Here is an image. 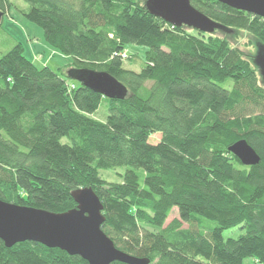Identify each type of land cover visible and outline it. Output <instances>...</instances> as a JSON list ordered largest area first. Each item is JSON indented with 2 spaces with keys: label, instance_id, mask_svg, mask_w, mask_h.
<instances>
[{
  "label": "trees",
  "instance_id": "obj_1",
  "mask_svg": "<svg viewBox=\"0 0 264 264\" xmlns=\"http://www.w3.org/2000/svg\"><path fill=\"white\" fill-rule=\"evenodd\" d=\"M22 1L24 17L72 64L65 73L41 66L6 34L0 199L60 213L77 207L73 190L91 187L104 205L103 232L126 253L151 264H264V81L253 59L216 32L169 24L146 0ZM190 2L230 33L237 25L264 44V18L217 0ZM13 3L0 0V27ZM129 44L147 48L140 72L125 67L136 60L125 53ZM76 68L109 72L129 94L96 93L69 77ZM103 103L108 115L99 119ZM155 133L161 138L151 143ZM241 139L259 164L247 166L229 151ZM123 167L121 181L101 175ZM174 209L178 217L167 224ZM234 227L245 233L224 238ZM0 264L89 262L42 243L7 247L0 239Z\"/></svg>",
  "mask_w": 264,
  "mask_h": 264
},
{
  "label": "water",
  "instance_id": "obj_2",
  "mask_svg": "<svg viewBox=\"0 0 264 264\" xmlns=\"http://www.w3.org/2000/svg\"><path fill=\"white\" fill-rule=\"evenodd\" d=\"M233 9L247 11L264 18V0H217ZM151 14L163 18L177 27L183 25L202 33L214 34L217 30L230 33L232 29L201 13L190 0H146ZM3 13L0 12V23ZM264 81V44H259L253 60ZM69 77L88 86L107 98L124 99L129 94L122 81L106 71L70 69ZM241 162L253 166L261 162L258 152L245 139L229 148ZM77 207L55 213L31 206L5 202L0 199V239L7 247L18 242L34 241L45 246L60 248L70 255H80L89 264H151L150 259L120 250L102 230L106 219L104 205L91 187L73 190Z\"/></svg>",
  "mask_w": 264,
  "mask_h": 264
},
{
  "label": "rangeland",
  "instance_id": "obj_3",
  "mask_svg": "<svg viewBox=\"0 0 264 264\" xmlns=\"http://www.w3.org/2000/svg\"><path fill=\"white\" fill-rule=\"evenodd\" d=\"M13 2V0H12ZM27 4L22 0H14L12 7L10 8L9 15H5L3 19V25L0 27V55L8 52L11 48V44L6 42V34L13 37L19 42H23L25 46V53L27 57L34 62L38 63L41 66H50L53 70H56L59 73H65L67 69L72 64L71 58L61 54L59 51L52 49L44 39V31L41 30L36 24L28 21L19 8H25ZM236 32L233 33H219L220 30H217L216 33L223 38H226L228 43L231 44L236 49L244 54L245 57H249L254 60V57L257 55L258 51V42L254 35L246 30L245 28H240L236 25ZM147 48L144 46H138L135 44H129L126 46V54H134L135 61H125V67L127 69H134L138 72L141 71V65L145 61V53ZM72 82V81H71ZM73 83V82H72ZM77 83H73L75 86ZM108 115L107 104L103 103L96 113L97 118L105 119ZM161 134L155 133L151 138V143L159 141ZM126 171V167L115 168L113 170L102 169L101 175L110 182L121 181V174ZM178 217V210L174 209L172 214L169 216L170 221L173 218ZM245 230L241 227H234L233 229H228L224 231V238H236L241 234H244ZM244 264H259L253 258H246Z\"/></svg>",
  "mask_w": 264,
  "mask_h": 264
}]
</instances>
